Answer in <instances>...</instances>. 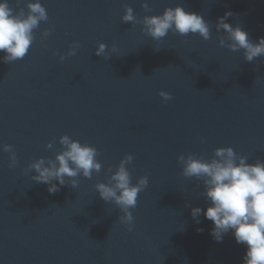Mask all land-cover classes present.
<instances>
[{
	"label": "water",
	"instance_id": "1",
	"mask_svg": "<svg viewBox=\"0 0 264 264\" xmlns=\"http://www.w3.org/2000/svg\"><path fill=\"white\" fill-rule=\"evenodd\" d=\"M9 2L28 11L29 0ZM40 2L49 19L34 30L27 55L5 63L0 52V264H244L246 247L231 231L217 242L213 222L192 217V208L206 211L209 202L203 181L183 176L178 157L211 159L231 146L249 163L264 160V57L246 61L243 50L220 46L226 34L216 30L231 11L228 22L258 42L264 0H147L150 12L145 0ZM126 5L140 23L123 22ZM177 5L202 15L211 38L170 31L156 41L146 33L145 15ZM73 42L80 47L67 56ZM101 42L108 47L97 56ZM65 134L95 146L102 168L78 176L76 188L65 177L69 183L51 194L26 169L55 159ZM5 144L17 155L15 167ZM127 154L132 183L149 179L131 232L95 187Z\"/></svg>",
	"mask_w": 264,
	"mask_h": 264
},
{
	"label": "clouds",
	"instance_id": "2",
	"mask_svg": "<svg viewBox=\"0 0 264 264\" xmlns=\"http://www.w3.org/2000/svg\"><path fill=\"white\" fill-rule=\"evenodd\" d=\"M143 8L146 12L151 11L147 0ZM27 9L25 12L21 7L16 11L10 6L9 0H0V52L5 53L2 58L5 63L23 59L34 42V30L41 21L49 19L40 0H29ZM125 9L123 22H141L131 6L126 5ZM232 15L229 11L217 20V32L223 31L226 34L219 38L220 46L232 51L243 50L248 62L264 57V37L253 42L243 27L239 24L233 26L228 22V17ZM142 24L146 33L156 41L166 37L170 31L182 36L199 34L205 40L211 38L210 23L202 15L186 11L182 5L167 7L161 15H145ZM50 32L51 29L46 30L45 36L50 35ZM79 47V42H73L66 55H75ZM107 47L105 43H99L95 54L104 55ZM65 58V55H60L61 61ZM160 96L166 101L172 98L166 91H161ZM200 142H206V138L201 137ZM54 143L55 141L49 142L47 147L53 148ZM59 143L63 150L57 152L55 159L46 160L41 157L26 169V172L35 170L36 175L32 176V180L46 184L51 194L69 183L65 177L71 178L70 185L76 188L79 184L76 179L78 176L91 178L93 172L99 173L102 168L95 146L81 143L67 134L60 137ZM3 150L11 154L9 167H15L17 155L13 146L5 144ZM133 160L134 156L127 154L112 171L109 182H100L95 186L101 199L119 207L123 213L119 220L130 232L135 227L132 209L137 206L139 193L149 183L147 176L132 183L128 165ZM178 160L183 166V176L203 181L202 195L209 202L206 211L201 207L192 208V217L197 223L201 214L211 220V235L217 242H222L224 235L231 231L235 241L246 247L244 264H264V160L257 159L254 163H249L246 155L238 154L231 146L217 148L211 159L205 158L203 154L189 153L187 156L181 154Z\"/></svg>",
	"mask_w": 264,
	"mask_h": 264
}]
</instances>
